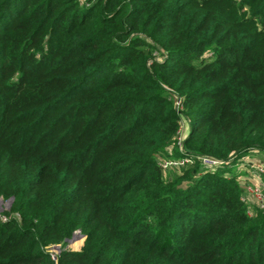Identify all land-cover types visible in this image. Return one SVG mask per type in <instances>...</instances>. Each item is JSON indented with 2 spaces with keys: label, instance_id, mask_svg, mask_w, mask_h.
<instances>
[{
  "label": "trees",
  "instance_id": "16d2710c",
  "mask_svg": "<svg viewBox=\"0 0 264 264\" xmlns=\"http://www.w3.org/2000/svg\"><path fill=\"white\" fill-rule=\"evenodd\" d=\"M250 150L264 0H0V264H264Z\"/></svg>",
  "mask_w": 264,
  "mask_h": 264
},
{
  "label": "rangeland",
  "instance_id": "374dc122",
  "mask_svg": "<svg viewBox=\"0 0 264 264\" xmlns=\"http://www.w3.org/2000/svg\"><path fill=\"white\" fill-rule=\"evenodd\" d=\"M186 128L183 126L182 127V133H184V130ZM180 148L181 145H180ZM171 150H168V152L166 153L165 156H160L164 157L161 158V164L164 166V168H169L172 169L173 171H177L179 169H181V167L184 165L183 163H181L179 160L176 159H167V156H170ZM252 157H257L259 159H263L262 162H264V154L263 153H259L253 150H250L249 152L243 154L238 160L237 162L230 167L231 171L227 172V175H230L231 173H235L237 179H239L241 182L245 183H252L251 180H255L257 178V174L256 172V165L258 164L257 162H253L252 161ZM233 158L228 159L227 161L232 160ZM229 165V164H228ZM227 167V166H226ZM242 196H247V191L242 189ZM10 200H3L2 198H0V212L7 209L10 205ZM249 205H252L250 202H245ZM80 232L79 234H77L74 238L72 237V240L68 242L67 247L72 249V250H79V240H80ZM81 236L83 237V235L81 234ZM75 243H74V242Z\"/></svg>",
  "mask_w": 264,
  "mask_h": 264
},
{
  "label": "built area",
  "instance_id": "2783aa9c",
  "mask_svg": "<svg viewBox=\"0 0 264 264\" xmlns=\"http://www.w3.org/2000/svg\"><path fill=\"white\" fill-rule=\"evenodd\" d=\"M181 140V138H179ZM179 140V144L181 145V141ZM198 161L201 163V165L204 167V169L208 170H215L218 167L221 166H227L229 164V161L227 160H220L211 158L204 155H198L197 156ZM181 163L189 162V159H185ZM256 174L258 175L255 180H251L250 183H243L240 182V185L242 189L247 191V196H242V200L244 202H250L251 204H255L258 207H264V162L258 163L256 165ZM249 205V204H248ZM251 206V205H249ZM79 234V232H75L73 235V238ZM67 247V246H66ZM61 250V247L59 245L52 246L49 250H47V253L51 256L52 259H56V256L59 254Z\"/></svg>",
  "mask_w": 264,
  "mask_h": 264
},
{
  "label": "crops",
  "instance_id": "0c3cea01",
  "mask_svg": "<svg viewBox=\"0 0 264 264\" xmlns=\"http://www.w3.org/2000/svg\"><path fill=\"white\" fill-rule=\"evenodd\" d=\"M262 158H264V157H262ZM252 161L254 162H257V163H261L262 161H263V159H259V158H257V157H252ZM256 173V172H255ZM83 237L81 236V234H80V240H79V247H81V245H82V243H83ZM71 241V240H70ZM74 242V241H73ZM75 243V242H74ZM80 249V248H79Z\"/></svg>",
  "mask_w": 264,
  "mask_h": 264
},
{
  "label": "water",
  "instance_id": "95a60500",
  "mask_svg": "<svg viewBox=\"0 0 264 264\" xmlns=\"http://www.w3.org/2000/svg\"><path fill=\"white\" fill-rule=\"evenodd\" d=\"M11 200H12V199H11ZM11 200L9 201L10 203H11ZM70 240H72V238H71Z\"/></svg>",
  "mask_w": 264,
  "mask_h": 264
}]
</instances>
